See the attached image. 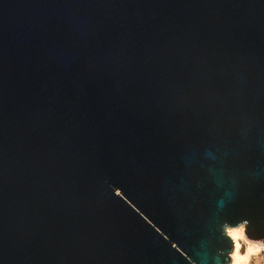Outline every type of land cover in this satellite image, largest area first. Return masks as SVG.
I'll return each mask as SVG.
<instances>
[{
  "label": "water",
  "instance_id": "1",
  "mask_svg": "<svg viewBox=\"0 0 264 264\" xmlns=\"http://www.w3.org/2000/svg\"><path fill=\"white\" fill-rule=\"evenodd\" d=\"M264 238V0H0V264H230Z\"/></svg>",
  "mask_w": 264,
  "mask_h": 264
},
{
  "label": "rangeland",
  "instance_id": "2",
  "mask_svg": "<svg viewBox=\"0 0 264 264\" xmlns=\"http://www.w3.org/2000/svg\"><path fill=\"white\" fill-rule=\"evenodd\" d=\"M240 241L242 246L241 252L247 256L249 255L247 259V264H264V238L251 239L247 237V234L245 232V237L242 238ZM249 248H259L261 250L259 252H253L252 254H249Z\"/></svg>",
  "mask_w": 264,
  "mask_h": 264
},
{
  "label": "bare ground",
  "instance_id": "3",
  "mask_svg": "<svg viewBox=\"0 0 264 264\" xmlns=\"http://www.w3.org/2000/svg\"><path fill=\"white\" fill-rule=\"evenodd\" d=\"M245 226L244 225H240L239 227H228L227 228V233L233 238L234 243H235V247L234 250L231 253V257H232V262L230 264H236V261L239 260L240 264H247V259L248 256L243 254L241 252L242 250V246H241V239L245 237ZM237 229L240 230L239 232V236H234L232 233L234 231H236ZM237 244H239V248L237 249ZM249 253V252H248Z\"/></svg>",
  "mask_w": 264,
  "mask_h": 264
},
{
  "label": "clouds",
  "instance_id": "4",
  "mask_svg": "<svg viewBox=\"0 0 264 264\" xmlns=\"http://www.w3.org/2000/svg\"><path fill=\"white\" fill-rule=\"evenodd\" d=\"M238 233L240 232V230L239 229H237L236 230ZM239 236V235H238ZM252 249V248H251ZM261 249H259V248H256V249H252L251 250V252L249 253V254H252L253 252H259ZM236 264H240V261L239 260H237L236 261Z\"/></svg>",
  "mask_w": 264,
  "mask_h": 264
},
{
  "label": "snow or ice",
  "instance_id": "5",
  "mask_svg": "<svg viewBox=\"0 0 264 264\" xmlns=\"http://www.w3.org/2000/svg\"><path fill=\"white\" fill-rule=\"evenodd\" d=\"M232 234H233L234 236H238V235H239V233H238L237 231H234ZM236 247H237V249H238V248H239V244H237V246H236ZM251 250H252V249H251V248H249V249H248V252L250 253V252H251Z\"/></svg>",
  "mask_w": 264,
  "mask_h": 264
}]
</instances>
